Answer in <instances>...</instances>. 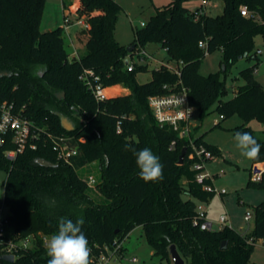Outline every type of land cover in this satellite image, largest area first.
<instances>
[{"label": "trees", "instance_id": "16d2710c", "mask_svg": "<svg viewBox=\"0 0 264 264\" xmlns=\"http://www.w3.org/2000/svg\"><path fill=\"white\" fill-rule=\"evenodd\" d=\"M77 1L76 12L84 14L88 24L82 29L86 52L69 58L62 26L45 31L39 28L45 0H0V101L12 102L15 111L45 132L84 138L78 145V154L70 164H64L56 159L43 132L34 140V149L26 146L10 160L4 151L14 145L10 134L6 135L0 146V169L6 172L2 202L8 213L3 218L0 240L17 241L28 235L33 240L30 247L14 254L13 261L0 259V264H48L50 257L42 238L49 239L58 231L61 217L83 219L82 231L91 249V262L104 246L111 247L114 240L121 242L140 226L153 253L164 258L166 264H172L170 244L176 246L184 264H248L255 241L264 238V201L253 205L254 223L245 234L228 225L202 230L194 224L196 204L206 202L212 192L194 180V160L188 157L187 140L156 121L148 97L177 91L182 85L199 116L214 109L222 117L236 112L245 122L251 118L264 121V87L254 78L251 67L241 71L244 82L237 86L234 95L221 100L226 67L238 58L250 56L255 35L264 37V0H222V12L215 16L196 17L185 6L188 0H169L157 8L135 30L131 44L143 48L148 43L159 44L169 60L178 63L179 74L161 63L151 70L146 82H138L136 76L147 66L135 64L127 70V55L131 52L114 38L119 3ZM61 2L65 8L68 0ZM241 5L258 19L242 15ZM200 42H205V46L201 47ZM216 48L222 52L224 69L200 74L198 67L205 52ZM252 56L258 59L255 52ZM84 69L98 76L103 87L120 84L129 92L95 100L79 77ZM57 92H63V97H58ZM55 111L73 122V130L61 126ZM117 122L120 132L116 131ZM234 131H247L254 136L261 149L252 163L264 162V140L245 123ZM194 142L209 149L212 155H220L215 145L201 137H194ZM126 146L130 147L126 150ZM183 146L186 151L182 163H177ZM145 147L158 155L165 166L160 181L145 183L140 178L131 148ZM37 158L56 165L42 166ZM92 161L100 165V178L94 186L104 198L100 201L92 195L94 187H89L77 173ZM247 185L264 187V170L260 180H249ZM223 241L226 244L221 247Z\"/></svg>", "mask_w": 264, "mask_h": 264}, {"label": "rangeland", "instance_id": "374dc122", "mask_svg": "<svg viewBox=\"0 0 264 264\" xmlns=\"http://www.w3.org/2000/svg\"><path fill=\"white\" fill-rule=\"evenodd\" d=\"M116 1L121 6V9L117 15L113 34L119 44L127 47L134 40L135 30L141 27L142 23H145L155 13L157 8L163 7L169 0ZM78 4L77 0H68L65 8H63L61 0H45L39 25L41 31L62 26V37L66 50L69 52V58L79 57L86 52L85 37L82 34L84 26L82 23L76 22L77 17L85 21L84 14L78 15V12H76ZM197 5L198 0H189L185 3V6L189 9H193ZM222 8V0H208L205 13L215 16L222 12ZM67 11L71 13L66 14ZM64 16L69 18V23H64ZM257 49L262 52L257 55L258 59H255L252 55ZM145 50L148 56H143L142 60L137 56H132L131 59L135 64H145L147 66L146 71L137 74L138 82L148 81L151 77V70L158 67L161 64L159 63L160 61L172 68L178 66L174 59L169 60L165 50L157 43H148L145 46ZM222 64V52L216 48L206 52L202 57L198 71L202 75L219 72ZM247 67L252 68L254 78L264 87V37L261 35L254 36L253 51L249 57L238 58L226 67L223 75L225 77V92L221 96V100L230 99L234 95L237 86L243 84L244 80L241 71ZM120 91H122L120 87H114L106 90V95L118 94ZM57 95L60 96V92H57ZM191 123L194 125L192 129L193 137H201L204 142L215 145L220 150V155L215 154L205 162V169L212 175L211 180L214 188L217 190L224 189V193L213 191L211 197L203 203V206L207 209V218L214 221L212 229H216L219 226L216 222L218 216L221 213H226L229 216L228 226L236 230L242 229L243 234L248 233L254 223L253 204L264 200V187L247 185L249 180H254V174L259 173L261 168L256 163L257 169L254 174L252 173V159L241 155V150L237 148L234 140L236 133L234 129L236 126L245 123L257 137L264 140V121L251 118L245 122L236 112L225 114L221 117L220 112L213 109L203 116H199L198 112H196ZM77 173L81 178L85 179L92 176L95 181H98L100 178L99 162H89L79 168ZM5 177L6 172L0 169V206L2 207L3 215L8 213V207L2 202ZM92 190V195L96 201L104 199L96 191V187ZM247 212L250 213V218L246 220L244 215ZM122 247L123 256L119 257L116 255V260L108 264H132V257L137 258L138 264L167 263L164 258H160L153 253V249L143 236L140 226H136L124 237ZM248 264H264V242L261 239L255 241Z\"/></svg>", "mask_w": 264, "mask_h": 264}, {"label": "built area", "instance_id": "2783aa9c", "mask_svg": "<svg viewBox=\"0 0 264 264\" xmlns=\"http://www.w3.org/2000/svg\"><path fill=\"white\" fill-rule=\"evenodd\" d=\"M189 1V0H188ZM208 4V0H198V5L193 9L196 17L200 14L205 13V7ZM240 13L245 16H252L255 19H258L256 14H250L249 10L245 5H241ZM67 13H71L67 11ZM73 13V12H72ZM75 14V13H74ZM77 21L82 23L84 28L88 26L86 21H83L81 18L77 17ZM64 23H69V18L64 16ZM144 23H142L143 25ZM201 47L205 46V42H200ZM131 52V53H130ZM127 55L126 69L132 70L135 63L132 62V56H137L140 60L143 59V56H148L145 48L137 46L133 47ZM261 50H256V55L261 54ZM206 53V52H205ZM168 66V65H167ZM171 70L179 74V68L170 67ZM83 79L93 94L95 100L99 101L107 97L105 93V87L98 81V76L90 70L84 69L79 76ZM148 106L150 107L152 114L158 123L168 125L178 137H184L187 140L189 146L188 157L193 159L192 169L195 170L194 180L202 185V188L206 191L213 192L218 191L219 193H224V189L217 190L211 184V176L205 172V162L213 157L211 151L204 147L202 144H196L194 142V137L192 136L193 124L191 120L196 114L195 108L189 103L187 89L184 86H180L177 91L165 94H154L148 97ZM222 117V115H220ZM84 119L81 117L80 121ZM116 131L120 132V123H116ZM40 132H43L51 143V149L55 153L56 159L64 164H70L72 158L75 157L78 152L79 143L84 141L83 137H75L72 134H54L50 132H45L41 128L35 125V123L15 111L14 104L12 102H7L5 100L0 101V146L4 143L6 135L10 134V141L13 143L14 147L10 150H5V156L12 160L18 152H21L26 146L35 148L36 144L34 140H38ZM175 144V141H171V146ZM261 170H264V162L258 163ZM210 180V183H205L204 180ZM86 184L89 187H94L95 179L92 176L85 178ZM254 180H260V172L254 174ZM5 215L2 214V207L0 206V238L2 236V223ZM250 213L247 212L244 215V219H249ZM226 215H220L218 222L221 226L226 225ZM193 223L199 225V228L202 230H212L211 222L205 219V210L202 202L196 204V215L193 218ZM264 242V238H260ZM33 236L28 235L17 241L0 240V255L1 254H14L23 248L30 247L32 245ZM43 244L47 247L49 239L46 237L42 238ZM123 256V247L122 241L114 240L111 247L104 246V250L98 255L96 260L91 264H108L111 261H115V257ZM132 264H138L137 258H131Z\"/></svg>", "mask_w": 264, "mask_h": 264}, {"label": "clouds", "instance_id": "9594fccd", "mask_svg": "<svg viewBox=\"0 0 264 264\" xmlns=\"http://www.w3.org/2000/svg\"><path fill=\"white\" fill-rule=\"evenodd\" d=\"M234 140L242 156L248 159H256L259 156L261 145L250 132L238 131ZM129 147L126 146V150ZM131 151L136 156L139 175L145 183L163 179L165 166L158 155L147 147L140 150L131 148ZM83 223V219L73 221L67 217L59 218L58 231L50 236L47 244V255L50 257L48 264H91V249L82 231Z\"/></svg>", "mask_w": 264, "mask_h": 264}, {"label": "water", "instance_id": "95a60500", "mask_svg": "<svg viewBox=\"0 0 264 264\" xmlns=\"http://www.w3.org/2000/svg\"><path fill=\"white\" fill-rule=\"evenodd\" d=\"M133 47H134V45L131 44V45L126 47V50L128 52H130L133 49ZM222 69H224L223 65H222ZM40 75H41V73H40ZM63 95H64V93L60 92V96L58 95V97H63ZM54 113L60 118L61 126L65 130H67V131L73 130L74 124H73V122L70 119H68L66 116L62 115L58 111H55ZM185 151H186V147L183 146L181 148V150H180L179 155H178L177 163H182ZM36 162L38 164L42 165V166H55L56 165V163L48 161V160H46L44 158H37ZM261 171L262 170L260 169V172ZM225 244H226V241H223L221 243V247H224ZM168 250H169V254H170V258H171L172 264H184V261H183L182 257L180 256V254L178 253V251L176 249V246L174 244H170ZM0 259H4V260H7V261H13L14 260V256H13V254H1L0 255Z\"/></svg>", "mask_w": 264, "mask_h": 264}, {"label": "crops", "instance_id": "0c3cea01", "mask_svg": "<svg viewBox=\"0 0 264 264\" xmlns=\"http://www.w3.org/2000/svg\"><path fill=\"white\" fill-rule=\"evenodd\" d=\"M159 63H162L161 61L159 62ZM157 68V67H156ZM114 87H120L121 88V90L122 91H120V93H118V94H108L107 95V97H110V96H115V95H121V94H127L129 91H128V89L127 88H125V87H122L120 84H115V85H112V86H108V87H105V93H106V90H110L111 88H114ZM256 169H257V164L256 163H252V173L254 174V172L256 171ZM204 170H205V172H207L210 176H212L206 169H205V167H204ZM211 184H212V180H211ZM261 201H264V200H261ZM260 201V202H261ZM202 203H204V202H202ZM257 203H259V202H257ZM257 203H255V204H253V205H256ZM204 210H205V219L207 220V221H209V222H211V225L213 226V220H211V219H208L207 218V209H206V207L204 206ZM220 215H226V217H227V219H226V225H227V222H229V216L226 214V213H221ZM220 215L218 216V218H217V220H216V222L218 223V228H216V229H219V228H221L222 226H221V224L218 222V219H219V217H220ZM230 227V226H229ZM213 228V227H212ZM232 228V227H231ZM234 229V228H233ZM236 230V229H235ZM238 231H240V232H242V229H238Z\"/></svg>", "mask_w": 264, "mask_h": 264}]
</instances>
